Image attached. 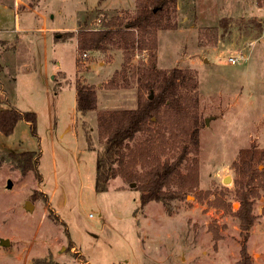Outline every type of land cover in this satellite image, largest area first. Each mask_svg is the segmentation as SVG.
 I'll list each match as a JSON object with an SVG mask.
<instances>
[{
	"label": "rangeland",
	"instance_id": "obj_1",
	"mask_svg": "<svg viewBox=\"0 0 264 264\" xmlns=\"http://www.w3.org/2000/svg\"><path fill=\"white\" fill-rule=\"evenodd\" d=\"M137 5L0 0V38L18 47L7 63L0 56V109L37 113V135L24 120L10 135L0 133V264H232L234 253L233 264L240 259V151L264 150V0H176L162 19L167 27L155 30L156 66L191 70L199 82L197 152L165 117L124 147L126 162L139 173L156 159L186 156V148L183 172L197 160V186L168 206H142L138 182L131 186L121 176L110 179L108 190L95 189L105 145L98 115L137 107L134 68L149 62V51L133 54L127 83L123 50H93L78 65V31L85 20L84 27L96 28L103 15L129 19ZM78 79L98 95L96 109L85 114L77 109ZM25 150L36 151L37 168L23 174ZM263 208L264 196L257 197L248 238V250L252 239L257 252L253 261L264 245ZM222 253L227 260L218 258Z\"/></svg>",
	"mask_w": 264,
	"mask_h": 264
},
{
	"label": "trees",
	"instance_id": "obj_2",
	"mask_svg": "<svg viewBox=\"0 0 264 264\" xmlns=\"http://www.w3.org/2000/svg\"><path fill=\"white\" fill-rule=\"evenodd\" d=\"M175 3L176 0H138V9L131 18L127 19L121 14L103 15L98 19V26L93 29L84 27L87 23L85 20L77 36L80 67L86 64L90 51L123 50L124 61L120 72L123 75L122 80L125 79L127 83L129 80L125 74L133 54L141 50L149 51V62L134 68V76L139 84L137 107L106 110L98 115L99 134L105 145L97 158L95 181L97 191L108 190L110 179L117 176L126 178L130 183L138 182L137 189L141 192L142 206L150 201H158L168 206L173 200L192 191L198 183L197 160L188 167L186 173L182 170L188 148L186 156H177L174 160L163 162L160 159L150 162L149 168L143 173L132 170V165L126 162L127 156L124 152L127 141L133 140L138 132L148 130L149 124L161 121L164 117L172 120L175 129L179 130L181 136L188 138L195 151H198L200 121L197 116L198 96L195 93L199 83L197 76L188 69L175 67L168 70L156 66L155 30L167 27L162 19ZM76 90L78 111L85 114L96 109L98 95L94 85L78 79ZM20 120L26 121L32 133L37 135V113L23 111L14 105L0 109V133L10 135ZM139 152L131 151L129 155L133 153L134 157L141 153L143 161L147 162L148 152ZM21 155L23 174L37 168V160L34 158L36 151L25 150ZM240 161L241 178L237 179L240 206L235 214L240 224L241 248L240 259L236 264H253L248 250V238L256 219L255 199L264 196V169L258 168L260 163L264 164V150L259 152L252 148L243 149L240 151Z\"/></svg>",
	"mask_w": 264,
	"mask_h": 264
},
{
	"label": "crops",
	"instance_id": "obj_3",
	"mask_svg": "<svg viewBox=\"0 0 264 264\" xmlns=\"http://www.w3.org/2000/svg\"><path fill=\"white\" fill-rule=\"evenodd\" d=\"M23 1V0H22ZM27 5V10H29V11H32V12H34L38 17H41V15H39V12L38 11H36L35 9H33L30 5H28V4H26ZM18 8L19 7H15V11L18 13L19 11H18ZM43 18H45V16L43 17ZM43 27H45V23L43 24ZM29 30H33V29H29ZM44 36H45V34H44ZM28 40H31V38L30 37H28ZM19 41H21V42H23L24 41V38H20V40ZM1 43H4V45H2ZM18 49V47H17V45L15 44V42H13L12 41V38L10 39V38H7V37H1L0 38V56L3 58V60H4V62L5 63H7L8 61V57L9 56H12L11 54H12V51L13 50H17ZM0 66H3L4 67V65H1L0 64ZM251 240L252 239H249V252H250V254L252 255V256H255V254H257V252L255 251V249H253V247L254 246H252V244H251ZM259 253H260V255H259V257L258 258H255L254 259V261H253V264H264V245H263V247L258 251ZM236 254V255H235ZM224 254L222 253V255L221 256H219L218 258H222V259H225V260H227L224 256H223ZM233 258H234V261L235 260H237V258H238V254L237 253H234V256H233ZM233 261V262H234ZM233 262H232V264H233ZM230 262H227V264H229Z\"/></svg>",
	"mask_w": 264,
	"mask_h": 264
},
{
	"label": "water",
	"instance_id": "obj_4",
	"mask_svg": "<svg viewBox=\"0 0 264 264\" xmlns=\"http://www.w3.org/2000/svg\"><path fill=\"white\" fill-rule=\"evenodd\" d=\"M208 121H209V120L206 119V122H208ZM229 179H230V177H226V178L224 179V182H228ZM7 186H8L9 188L12 187V181H11V180L8 181V185H7ZM131 186H135V182L131 183ZM30 206H32V204H31V202L29 201V202L27 203V207L30 208ZM1 244H3V245H8V244H9V240H8V239H2V240H1Z\"/></svg>",
	"mask_w": 264,
	"mask_h": 264
},
{
	"label": "built area",
	"instance_id": "obj_5",
	"mask_svg": "<svg viewBox=\"0 0 264 264\" xmlns=\"http://www.w3.org/2000/svg\"><path fill=\"white\" fill-rule=\"evenodd\" d=\"M84 56H87V55L84 54ZM229 61H230V63L234 64V63H236V58H234V57H229Z\"/></svg>",
	"mask_w": 264,
	"mask_h": 264
}]
</instances>
